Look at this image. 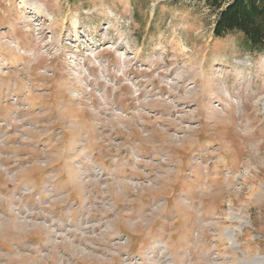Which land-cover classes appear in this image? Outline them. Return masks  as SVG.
Here are the masks:
<instances>
[{"label":"rangeland","instance_id":"rangeland-1","mask_svg":"<svg viewBox=\"0 0 264 264\" xmlns=\"http://www.w3.org/2000/svg\"><path fill=\"white\" fill-rule=\"evenodd\" d=\"M233 0H0V264H264V49Z\"/></svg>","mask_w":264,"mask_h":264},{"label":"trees","instance_id":"trees-1","mask_svg":"<svg viewBox=\"0 0 264 264\" xmlns=\"http://www.w3.org/2000/svg\"><path fill=\"white\" fill-rule=\"evenodd\" d=\"M210 1L220 7V0ZM233 32L243 34L257 50L264 49V0H233L219 14L214 36L223 39Z\"/></svg>","mask_w":264,"mask_h":264}]
</instances>
